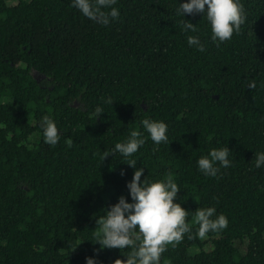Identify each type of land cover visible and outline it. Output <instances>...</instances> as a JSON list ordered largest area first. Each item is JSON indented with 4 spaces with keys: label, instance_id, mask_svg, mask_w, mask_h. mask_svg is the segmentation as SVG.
I'll list each match as a JSON object with an SVG mask.
<instances>
[{
    "label": "trees",
    "instance_id": "trees-1",
    "mask_svg": "<svg viewBox=\"0 0 264 264\" xmlns=\"http://www.w3.org/2000/svg\"><path fill=\"white\" fill-rule=\"evenodd\" d=\"M184 2L118 0L119 18L101 25L71 0H0V264L126 259L131 249L96 243V220L119 197L131 202L130 159L144 167L141 180L171 175L181 189L174 202L189 211L191 233L167 245L160 264H264V168L255 167L264 152V0H241L246 22L219 44L202 14H185L197 31L183 30ZM44 116L59 129L55 146L43 140ZM144 119L165 122L169 143L155 145ZM132 131L145 139L136 154L103 159ZM226 146L230 167L198 171L201 156ZM207 207L228 227L201 239L195 211Z\"/></svg>",
    "mask_w": 264,
    "mask_h": 264
},
{
    "label": "clouds",
    "instance_id": "clouds-1",
    "mask_svg": "<svg viewBox=\"0 0 264 264\" xmlns=\"http://www.w3.org/2000/svg\"><path fill=\"white\" fill-rule=\"evenodd\" d=\"M118 0H71V6L87 19L101 25H108L120 16L115 5ZM177 15L183 17V30L196 32L197 28L184 19V15L202 14L211 30V40L223 43L232 38L246 22L245 9L241 0H186L176 9ZM189 46H196L203 52L204 46L197 36H188ZM255 87V85H250ZM113 101L108 100L106 103ZM103 109H95V117H100ZM142 126L155 145L169 143L168 126L163 121L144 119ZM39 127L43 140L55 146L60 140V132L56 123L48 116L42 117ZM145 139L140 132L132 131L129 138L116 143L105 152L103 159L119 153L122 157H132L144 145ZM229 148H213L197 161V168L205 176L215 177L220 167L231 166ZM128 166L134 169L131 180L126 183L131 202L121 196L111 205L106 215L96 220L99 228L96 243L101 248L131 249V253L119 264H160L161 255L167 245L175 246L182 241L186 233H191L186 222L189 211L174 202L181 190L171 175L166 179L150 181L147 176L141 180L144 167L137 168V160L130 159ZM219 165V167L217 166ZM255 167L264 168V152L255 156ZM124 175V172H121ZM215 217V218H214ZM195 223L198 225L196 236L205 238L209 232H218L228 227V219L223 214L217 215L214 207L199 208L195 211ZM189 238H193L191 235ZM85 264H96L94 257H86Z\"/></svg>",
    "mask_w": 264,
    "mask_h": 264
},
{
    "label": "flooded vegetation",
    "instance_id": "flooded-vegetation-1",
    "mask_svg": "<svg viewBox=\"0 0 264 264\" xmlns=\"http://www.w3.org/2000/svg\"><path fill=\"white\" fill-rule=\"evenodd\" d=\"M37 79H40V76H38V78Z\"/></svg>",
    "mask_w": 264,
    "mask_h": 264
}]
</instances>
